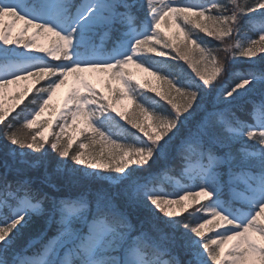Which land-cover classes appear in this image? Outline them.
<instances>
[{"label":"snow or ice","instance_id":"6c2138e0","mask_svg":"<svg viewBox=\"0 0 264 264\" xmlns=\"http://www.w3.org/2000/svg\"><path fill=\"white\" fill-rule=\"evenodd\" d=\"M4 17L25 28L16 39L0 32V94L19 81L51 78L23 127L36 124L55 90L73 75L87 94L75 89L67 97L60 134L82 120L84 128L74 131H91L114 151L109 164L70 153L71 136L66 143L61 135L47 139L51 119L43 132L22 139L21 113L8 119L10 110L0 105V264H264V56L259 74L247 70L256 61L246 74L236 69L237 54L264 52V0H160L159 6L156 0H0ZM166 17L181 22L186 40L212 65L202 73L189 63L198 79L187 86L161 76L142 55L144 49L169 55L159 33ZM254 22L259 29L249 36ZM28 28L54 39L47 48L38 46L35 37L24 38ZM197 29L219 44L206 46ZM98 37L101 43L110 39L111 51L97 44ZM172 49L188 61L187 52L175 44ZM129 64L174 88L181 103L153 88L170 108H147L123 71ZM84 71L109 73L122 87L102 96L79 75ZM125 99L139 109L142 122L118 109ZM117 117L143 138L117 143L107 130L119 127ZM170 166L191 185L176 192L151 187ZM201 196L208 202L199 203ZM185 200L199 207L182 215ZM206 229L215 235L206 237Z\"/></svg>","mask_w":264,"mask_h":264},{"label":"rangeland","instance_id":"374dc122","mask_svg":"<svg viewBox=\"0 0 264 264\" xmlns=\"http://www.w3.org/2000/svg\"><path fill=\"white\" fill-rule=\"evenodd\" d=\"M156 3H157V6H159L160 0H156ZM179 23H180L179 21H176L170 17H166L165 20L161 21L159 31H161L160 39L163 44H165V38L166 39L170 38L171 40H175V41L184 39L185 35L183 32H181L180 27H178ZM256 26L259 29V23H257ZM24 28H25L24 23L22 21L15 20L13 17H4L3 19H0V32L8 31L10 39H16L20 35V33L24 31ZM36 32H37L36 29L28 28L27 32L24 33V38L27 40V39H33V37H35L36 45L47 48L50 45L51 40L54 39V37H52L50 33L43 34V35H35ZM254 34H251L248 32L249 36H253ZM106 40L107 38H104L103 42L102 43L100 42L99 46L101 48H103L104 42ZM0 45H2V41H0ZM4 47H16V46L8 45ZM156 47L157 49H159L161 45L158 44L156 45ZM17 50L23 51V49H20V48H18ZM108 50L111 51V49H108ZM148 53L149 52L147 51V49H144L142 53L143 58L147 57ZM37 54L44 55L43 53H37ZM263 55H264V52L257 51L256 54L251 58L253 59L255 57H259ZM50 60H51L50 57H46V61H50ZM153 67L155 69H158L155 66ZM123 71L129 74L131 78V82L137 88L138 91L156 88L158 89L159 92H161L164 95H166L167 93H171L172 98L176 101V103H181V97L179 96V94L175 92L174 88L169 87L168 84L164 83L163 80L157 79L156 76L150 75L149 71H144L143 68H138L136 67L135 64L127 65L123 69ZM159 73L161 76H167L163 74L161 70H159ZM79 75L85 81H87L91 86H93V88L97 91V93L102 96H112L113 95L109 91L110 87L112 89L122 87L118 81L111 78V75L109 73L84 71L80 73ZM167 77L172 80H175L170 76H167ZM137 81H139V84L136 83ZM35 84L36 83L34 81L27 80V81H19L17 84L10 85L7 89L3 91L2 94H0V105L3 106V109L5 111L14 110L16 108V105L22 101V99L34 87ZM141 85H143V87H141ZM75 89H80L82 95L87 94L85 90L83 89L82 85L75 78V76L69 75L66 78L65 84L61 85V87L55 90V93L52 95V98L49 101L48 106L45 108V111L37 119L36 124L32 126V129L36 130L35 133L43 132L44 129L48 127L47 124H45L44 122L51 119L52 126L48 130V132L45 133V135L47 136V139L48 140L55 139L57 135H61L60 126L63 123V121L60 118V114L66 111L64 107V102L67 99V97ZM69 107H71V105ZM117 107L120 111L125 112L126 115L135 113V115H133L132 118L136 119L138 122L143 121V117L140 115L139 109H137L131 101L125 99L121 101L117 105ZM149 109L157 111L158 107L155 105H152L151 107H149ZM31 112L32 111H30L28 115H30ZM121 121H125V120H121ZM68 123L71 124L70 115L68 117ZM82 128H84L83 121L78 120L75 126H73L72 128H66V135H61L62 141L66 143L68 137L71 136L73 138L72 144L76 143L78 145L76 152L78 151L82 152L84 154L85 159H92L93 157H96L97 163H104V164L111 163L109 153L114 151L112 145L109 144L107 141L102 140L99 136H96L91 131H86L83 134H80L78 131H74V129H82ZM149 130L154 132V129H149ZM138 133L141 134L143 137V134L140 133L139 130H138ZM116 140H117V143H121L125 145H133V144L126 143V140H123V141L118 140V139ZM81 143L87 145V147L80 148ZM135 143H138L137 138H136ZM185 178L189 181V183H185L178 179H172L171 181L180 190V186L188 187L191 185V181L188 179V177L185 176ZM154 189L157 191H161L157 188H154ZM198 200H199V203L203 201H206V203L208 202V198L203 197V196L199 197ZM183 203L187 205L184 211L188 210L193 204H198L191 200H185ZM172 210L179 211L175 207ZM214 235H215L214 231H209L207 229L205 230L206 237L214 236ZM231 243H234V242H231Z\"/></svg>","mask_w":264,"mask_h":264},{"label":"trees","instance_id":"16d2710c","mask_svg":"<svg viewBox=\"0 0 264 264\" xmlns=\"http://www.w3.org/2000/svg\"><path fill=\"white\" fill-rule=\"evenodd\" d=\"M202 2H208V0H202ZM221 2H224V0H221ZM180 22V21H179ZM181 23V22H180ZM258 22H254L253 24H250L248 26L247 32L253 34L255 33L258 28L256 26ZM190 27V26H189ZM196 34H198L201 39L205 42L206 46H217L219 42L209 36H207L204 33L199 32V30H195ZM161 34V31H159ZM100 38H97V44L100 42ZM175 44L178 46L181 51L188 53V61L180 60L177 56V53L173 51L172 45ZM165 45L164 51H166L169 55L165 57H157L154 52H149L147 57L144 59L151 63L153 66L158 68L162 71L163 74L172 77L176 80V82L180 85H189L194 79H198L195 77V73L192 71L191 67H189V63L194 64L199 71L202 73L204 72H211L212 71V65L206 64L201 60L200 57V50L195 46L189 43L186 38L180 39V40H171L170 38H165ZM111 41L108 38L105 42V49H111ZM220 58L224 57V53L220 52L219 54ZM264 56V55H263ZM172 57H176L175 60L172 59ZM246 58V57H240L237 54L236 59L238 60V63L236 65L237 74H246L247 65L250 64L252 61H256V67L255 69H247V70H255L259 74L261 71V64L260 58ZM50 63H58V61H48ZM51 79L45 78L44 80H41L39 83H36L34 87L26 94V96L22 99V101L16 105V108L12 111H10L8 119H11L13 116H15L17 113H21V122L17 124V127L21 130V138L27 137L30 140L31 134L35 133L36 130L32 128H24L22 121L24 116H27L30 111L38 108L40 106L41 100L40 96H45V94H39V89L41 86H46L48 83V80ZM221 77H217L216 81H214V85L217 84L218 81H220ZM232 79H235V76L229 78V83ZM140 95V99L143 101V104L147 106L148 108L152 105H155L158 107L157 112L163 111L164 108H170V105L167 104V101L163 100L161 96H158L156 92H153L151 89H146L142 91H138ZM167 96L169 98H172L171 93H167ZM36 101L33 103V101ZM174 100V99H173ZM174 102H176L174 100ZM119 127L108 125L107 130H110L112 133L113 138L118 140H126V143L128 144H134L136 142L137 136L142 137L141 134L138 133L137 129H133L131 125L127 124L125 121H121L119 118ZM251 122V121H250ZM53 140V139H49ZM47 147V145H45ZM78 148V145L72 144V148L70 149V153H76V150ZM193 165H195V161H193ZM186 175H181L180 170L175 166H170L169 170L165 173H161L160 175L154 177L151 187L157 188L161 190V192H176L179 191L178 187H176L172 183V179H178L185 183H189V181L185 178ZM204 203V202H202ZM237 207H240V204L237 203ZM199 207L198 204H193L188 210L184 211L182 215H188V213L194 212ZM241 211H245V208H241ZM193 218V217H192ZM36 235V234H33ZM38 247V245H37Z\"/></svg>","mask_w":264,"mask_h":264}]
</instances>
